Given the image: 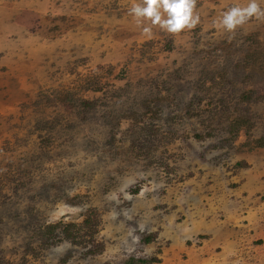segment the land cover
<instances>
[{"label": "rangeland", "instance_id": "1", "mask_svg": "<svg viewBox=\"0 0 264 264\" xmlns=\"http://www.w3.org/2000/svg\"><path fill=\"white\" fill-rule=\"evenodd\" d=\"M133 3L0 0V264L157 256L258 159L264 20L215 23L248 0H197L196 28L150 37Z\"/></svg>", "mask_w": 264, "mask_h": 264}, {"label": "crops", "instance_id": "2", "mask_svg": "<svg viewBox=\"0 0 264 264\" xmlns=\"http://www.w3.org/2000/svg\"><path fill=\"white\" fill-rule=\"evenodd\" d=\"M247 164L230 176L231 189L210 183L203 203L180 209L168 245L149 264H264V147Z\"/></svg>", "mask_w": 264, "mask_h": 264}, {"label": "clouds", "instance_id": "3", "mask_svg": "<svg viewBox=\"0 0 264 264\" xmlns=\"http://www.w3.org/2000/svg\"><path fill=\"white\" fill-rule=\"evenodd\" d=\"M196 4L197 0H142V3L132 4L130 14L137 25L150 22L149 26L143 27L146 36L152 35L153 27L177 35L184 30L194 29L199 24L200 17L195 14ZM252 18L264 20V9L260 7L258 0H248L246 6L230 7L215 23L218 28L234 33Z\"/></svg>", "mask_w": 264, "mask_h": 264}, {"label": "trees", "instance_id": "4", "mask_svg": "<svg viewBox=\"0 0 264 264\" xmlns=\"http://www.w3.org/2000/svg\"><path fill=\"white\" fill-rule=\"evenodd\" d=\"M259 142V141H258ZM257 146H264V142H260V143H256ZM241 164V163H240ZM68 225H64V227L66 228ZM65 232H68L67 229H64ZM67 235H71V233H67ZM153 238V235H148V236H145L143 241L145 243L147 242H150V240ZM158 261V258L156 256H152L150 258H138V259H135V260H132V262L134 264H149V263H152V262H157Z\"/></svg>", "mask_w": 264, "mask_h": 264}]
</instances>
